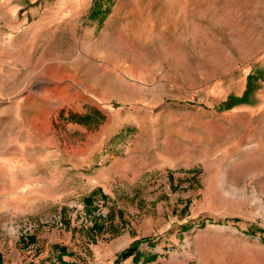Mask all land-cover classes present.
I'll list each match as a JSON object with an SVG mask.
<instances>
[{
	"label": "rangeland",
	"instance_id": "obj_1",
	"mask_svg": "<svg viewBox=\"0 0 264 264\" xmlns=\"http://www.w3.org/2000/svg\"><path fill=\"white\" fill-rule=\"evenodd\" d=\"M127 2L106 1L121 13ZM73 11H45L38 37L32 27L48 62L32 92L43 87L48 118L0 139V264H56L55 245L113 264L139 240L140 260L119 264H264L260 80L188 74L185 15L174 34L135 10L95 26Z\"/></svg>",
	"mask_w": 264,
	"mask_h": 264
},
{
	"label": "crops",
	"instance_id": "obj_2",
	"mask_svg": "<svg viewBox=\"0 0 264 264\" xmlns=\"http://www.w3.org/2000/svg\"><path fill=\"white\" fill-rule=\"evenodd\" d=\"M106 1L83 6L80 0H63L51 5L44 0H0V139L14 137L8 132H16L18 124L30 123L34 116L48 118V97L41 94L43 87L40 97L32 92L33 81L37 79L34 72L40 70L48 81V62H43L42 51H34L32 27H39L35 37L42 35L47 24L44 12L49 10H56V17L64 20V12L72 8L79 21L81 12H87L94 26L102 20L108 23L116 17L123 20L135 16L127 12L135 10L137 18L146 17L148 21L166 18L168 24L162 26L164 29L171 27L174 34L178 17L185 15L188 20V74L241 73L256 77L260 80L256 83V90L261 92L260 109L264 107V0H144L142 5L132 0L119 5L123 13L115 9L117 5L110 7ZM142 9L146 12L143 15ZM154 10L158 11L155 17L150 13ZM240 12L247 18L243 15V21L241 18L235 21ZM33 13L36 17L31 21ZM209 64L212 72L208 70ZM246 81L241 82L243 88ZM26 130L21 127L22 132Z\"/></svg>",
	"mask_w": 264,
	"mask_h": 264
},
{
	"label": "trees",
	"instance_id": "obj_3",
	"mask_svg": "<svg viewBox=\"0 0 264 264\" xmlns=\"http://www.w3.org/2000/svg\"><path fill=\"white\" fill-rule=\"evenodd\" d=\"M242 102H244V96L241 99L239 98V100L234 104L237 105V104H240ZM234 104L233 105L231 104L228 107L234 106ZM142 242H143V240L136 241L130 247L123 250L120 254L117 255L113 264H119L122 260L127 259L129 257H132L134 261L138 262L140 260L139 246ZM54 248L56 250L60 251L59 252V261L56 264H80L77 261H68V260H65L63 258V255H65L67 253L66 247L60 246V245H55Z\"/></svg>",
	"mask_w": 264,
	"mask_h": 264
}]
</instances>
